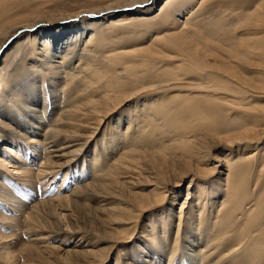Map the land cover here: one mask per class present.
I'll list each match as a JSON object with an SVG mask.
<instances>
[{"label": "bare ground", "instance_id": "bare-ground-1", "mask_svg": "<svg viewBox=\"0 0 264 264\" xmlns=\"http://www.w3.org/2000/svg\"><path fill=\"white\" fill-rule=\"evenodd\" d=\"M149 1L114 0L116 4H107L106 12ZM170 2L167 9L162 8L158 16L161 17H157L156 22L160 26L150 44L133 49L113 46L105 34L108 30L113 37H118L121 30L127 32V26L131 24L129 19L126 20L128 15L110 24L108 21H94L76 26V18L69 15L61 18L62 21L45 23L38 16L18 19L12 12L8 13L10 7L1 9L0 36L4 38L2 42L0 40V47L20 31L40 28L35 35L27 34L29 47L25 48V45L19 52L21 56L31 54L28 58L33 57L32 60L37 62L31 65L27 58L10 61L18 48L11 47L2 63H10L15 71L7 79L0 76V135L7 139L1 130L3 127L14 134L15 139L16 136L23 139L28 151L31 146L39 150L43 147L44 169L39 167L37 175L47 178L49 173L60 167L66 168L84 151L89 139L105 121L103 118L112 117L125 101L134 102L123 122L126 133L121 139L116 136L121 126L118 124L115 131L111 129L107 133L111 139L107 141L104 138L102 141V151L99 149L97 152L98 145L95 146L93 150L97 153L91 161L96 169H93L90 180L72 190L71 194L48 198L27 209L24 201L17 200L16 194L9 191L7 183L0 187V198L11 207L9 212L27 210V216L22 220L16 217L6 219L10 221L9 225L20 229L22 223L25 233L46 232L34 233L35 237L41 236L32 238L24 246L23 251L30 258L44 264H60L56 251L47 244L58 231L54 229L56 223L51 220L54 218L51 208L56 202L69 200L75 208L91 210L93 201H109L112 196L107 192L109 188L115 183L127 185L128 182L117 180L131 178L130 175L141 163L140 156L146 153L163 158L161 160L165 163L167 151L169 156L174 155L184 165V177L190 173L197 175L192 161L202 165L210 157L208 149L222 150L225 146L224 156L216 158L213 164L201 167V173H214L222 169V162L225 161L227 174L223 183L221 177L207 184H195V179L191 180L190 187H195V191L193 194L188 192L175 230L163 226L161 232L154 231L150 235L151 245L155 250L160 249V253L165 251L163 256L167 257L168 263L174 259L181 242L189 241L195 245L200 241L197 250L201 254L199 259L192 261L188 256L196 264H264V109L257 107L253 101L249 103L261 98L264 101V87H257L264 86V0ZM215 7L223 8L226 13L224 20H230L237 29L239 40L230 50L227 49L231 42L227 31L224 30L222 37L216 38L217 30L203 37L200 30L194 29L198 26L196 19L201 15L198 13ZM184 11L190 16L180 20L179 15ZM145 23L148 25L149 22ZM58 24L62 27L52 30ZM146 28L136 32H143L142 36L146 37L151 30ZM195 37L209 38L200 48L194 42ZM40 42L42 48L38 47ZM59 53L58 65L50 63L53 54L57 56ZM168 53H172V57H166ZM247 66L253 67L252 71L248 72ZM46 84L53 103L51 112L55 105L58 111L56 118L42 130L39 126L48 114L47 103L42 96L40 109L38 94L46 93L43 91ZM60 89L62 91H56ZM14 108L24 116L23 122ZM222 113L231 117L225 120ZM232 119L236 123L232 124ZM38 127L43 132L39 133ZM28 128L31 132L26 131ZM86 129H90L89 132ZM59 145L60 148H55ZM50 148L51 152L48 151ZM40 151L38 154H42ZM115 151L119 154L110 159ZM52 152L58 154L52 158ZM18 153L14 151L17 158L21 156ZM231 156L238 159L230 160ZM106 163L108 166H104ZM17 171L26 183H33L28 177L31 171L22 172L21 168ZM152 182L153 190L158 193L157 199L150 202L155 197H139L138 209L141 213L164 202L165 183L156 179ZM159 194L162 197L158 200ZM191 200H195L197 205L191 206ZM111 205H101V213L107 211L109 216H114L120 211L121 206ZM122 211L131 212L128 208ZM2 215L0 210V218H4ZM196 235L199 238H194ZM104 251L105 248L94 249L93 253L96 256L99 254L102 261L106 255L103 256ZM83 254L67 250L63 256L67 264H81ZM188 257L185 258L189 260ZM182 258L181 263H184L186 260Z\"/></svg>", "mask_w": 264, "mask_h": 264}, {"label": "rangeland", "instance_id": "rangeland-1", "mask_svg": "<svg viewBox=\"0 0 264 264\" xmlns=\"http://www.w3.org/2000/svg\"><path fill=\"white\" fill-rule=\"evenodd\" d=\"M170 1L172 0H150L149 2L137 3L131 7H116L111 11L117 9L118 11L106 12L107 6L111 3H114V0H0V11L1 9H7L10 7L7 10L8 13L10 12L9 14H11L12 12L18 19H32L38 16L41 18L39 19L45 23L54 22L57 20L62 21L61 18H66V16L69 15L76 18V26L83 22L88 24L94 21H108V23L110 24L113 20L120 21L119 19H122L128 15L129 17L126 20L129 19V23L131 24L128 25L129 23H125L128 25L127 32H125V30H121L122 32L120 31V33H118V37H113V34L108 30H105V34L106 38L108 39V41L112 42L113 46L133 49L134 47H144L150 44L153 35L157 31V28L160 26V24L156 22L157 19L161 17L158 16L162 8L167 9V6H170ZM246 5L247 3H245V6ZM13 14L11 15L12 17H14ZM188 15L189 14H186V11H184L183 14L181 13V15H179V19L185 20ZM198 15V18L196 19V23L198 24V26L194 29L200 30L199 32H201L202 36L204 35L203 37H207L206 35L209 36L215 30H217V32L214 36L216 38L222 37L223 31H227L228 37L231 40V42L227 46L228 50H230L239 40V35L236 33V27L233 26V23H231L230 20H224V18L226 17V13L224 12L223 8L215 7L212 9H208L207 11L204 10L201 13L199 12ZM142 17L144 19H142ZM17 18L15 19L16 21ZM16 21H12V23ZM146 21L149 22L148 25L145 23ZM0 27H2L1 24ZM60 27H62V24L55 25L52 27V30ZM146 27H149V29H151L149 30L150 33L147 34L146 37L142 36L143 32H136L138 31V29H142V31H145V29H148ZM5 29L6 28H4L3 30ZM39 31L40 28L36 29V31H20L14 38L8 39L6 42L1 44L0 76L2 75L4 79H7L15 71L10 67V63L9 65L2 63L7 57L8 52L12 50L11 47L18 48L14 53L15 56L13 55L11 59H9L10 61L16 58H21L22 60H25L27 58V62L30 61L31 65L34 64V61L37 62L36 59L32 60L33 57L28 58L29 56H31V54H22L21 56V53L19 52H22L21 50L22 48L24 49L25 45V48L29 47L26 38L28 36L27 34L35 35L39 33ZM3 38L4 36L1 37V42L3 41ZM208 38L195 37L194 42L199 45L200 48H202L205 46V42ZM18 42H20V46L18 45ZM41 42L40 45L38 44V47L40 48H42ZM165 56L172 57V53H168ZM60 57V53L57 56L53 54V60L51 59L50 63L55 65L59 62ZM175 62L177 61H174L173 63ZM75 63L76 62L74 61L73 66H75ZM57 65L58 64H56V66ZM164 65L165 67H168L167 64ZM246 68L248 69V72L252 71L251 69H253V67L251 66H247ZM257 87L262 88L264 86L257 85ZM44 88L46 90H44L43 88L42 89L46 93L38 94L40 97L39 107L40 102L42 101L41 97L43 96L47 103L46 114H48L46 116L49 119L46 116L44 117L45 120L42 122V125L40 124L39 126L42 127V130L43 127L49 125L47 123H50L53 118H56V114L58 111V107L55 105L53 108L54 111L51 112V105L53 103L51 102L52 99L49 96L50 90H47V84L44 86ZM39 89L41 90V88ZM56 91L60 92L62 90L60 89ZM191 94L194 95V93ZM262 99L263 98H261L260 101L259 99H254L255 101L251 100L249 103L253 101L252 103L256 104L257 107L264 109V101L262 102ZM131 102H129V104L128 101H125L122 108L116 111L117 113L112 115V117L107 119L106 117L103 118V120L105 121H103L101 127L98 128V131L95 132L93 137L89 139V142L84 147V151L82 150L80 155H77V157L72 160L66 168H64V166L60 167L55 172L49 173L47 178L43 177L42 175H37L39 167H41V169H44V166L42 167V165H44L43 157L45 153L43 147H39L41 150L40 151L35 146H31L32 148L30 147V151H28L26 150L27 143L23 139L17 138L18 136L16 135L15 139L14 134L7 131L8 129H3L2 127L1 130L4 135H6L7 139H4V136L0 135V187L3 186L4 183H7L6 186H8L9 191L13 192L14 195L16 194L15 197L17 198V200H23L27 206V209L34 207L35 205L48 198L55 199L60 195L71 194L72 190H74L75 188H79V186L86 183L88 179L90 180L93 169H96V167L93 168L91 160H93L95 154L99 151V149L101 151L104 149V144L101 145L104 138L107 141L111 139V136L107 133H109L111 129H114L113 131H115V127L118 128V124L121 126L118 129L119 132L116 131L118 133H115L116 136L120 137L121 139L123 134L126 133V128L124 127L123 122L126 121V114L130 112V109H132L131 105H133L134 102ZM41 108L42 104L40 109ZM13 110L17 113V108H14ZM222 114L225 120H228V117H231L226 113ZM17 116H19L22 122L24 121V116L22 117V115H20L19 113H17ZM231 121L232 124L236 123L235 119H232ZM38 128L37 130L40 133L42 130ZM86 130L89 132L90 129ZM26 131L29 132L30 128H28ZM29 135L31 134L29 133ZM96 145H98L97 149L95 148ZM55 148H60V145L56 146ZM222 148L225 149V146H223ZM93 149H96L97 152ZM223 149H218L216 151H211V149H208L207 152L209 153L210 157L208 156L209 159L206 158L204 160L203 164L205 163V165H200V163H197L196 160H193V171L197 175L190 173L185 175V177L182 175V171H184V165L179 163L180 160L174 158V155L169 156L167 151V160L165 163H163L161 160L163 158L160 159L159 157H153L150 153L141 155L140 158H142V160L141 163L137 165L138 168L133 171V174H129L131 178L117 180V182H119L120 180L121 182H128L127 185L115 183L109 188V191L107 192L110 194V196L112 195L109 198V201L102 203L100 201H93L90 204L91 210H87L85 208H75L74 205L69 202V200H66L62 203L56 202L54 208H51V213L54 216V218H52L51 220L56 223L57 226H55L56 228L54 229L58 230V233L56 232L55 235L53 233L54 238L49 239L47 241V244L53 247L56 251L55 254L59 256L61 260L60 264H67L63 256V254L67 250L78 251L82 254L86 252V254H83L81 257V264H91V262L94 264H196L195 262H191L190 260L192 259V261H195L194 259H199L201 254H199L197 250H199L198 247L200 246L198 245L200 244V241L195 245L194 243H191L189 241L185 243L181 242L179 245L180 248L175 254L174 259L171 263H168V260H166L167 257L163 256L165 255V251L160 253V249L155 250V247L151 245V236L152 233H155L154 231H157L158 233L159 231L161 232V230H163V226H170L172 230L176 227L179 221L181 206L186 199L188 192L190 191V193L193 194L195 191V187H190L191 180L195 179L193 180L196 181L195 184H207L209 181L221 177V182L223 183V180L226 178L225 174H227V167H225L227 165L225 161L222 162V169H219L217 172L209 174L204 172L201 173V171L203 170L201 169V167L204 168L205 166L213 164L215 163L216 158L224 156L225 151ZM36 150L40 151L42 154H38V151ZM51 150V148L48 149V151L50 152ZM14 151H17L19 153L21 152V154L18 153V156L21 155L19 157L21 158L20 160L19 158H17V155L14 154ZM55 154L58 153L52 152L51 157L53 158V155ZM118 154L119 153L115 151V153L110 156V159L116 157ZM177 156L180 155L177 154ZM231 158L232 156L230 157V160L238 159L237 156L232 159ZM109 162L110 161H107V163ZM107 163L104 164V166H108ZM18 168H21L22 172L25 170L31 171V173L28 174V177L29 179L33 180H31L33 183H31L30 185L26 183L24 179H22L23 175L17 174ZM3 179H5L4 182ZM155 179L165 183L163 185V189L165 187L166 191L164 202L160 203L158 206L149 207L147 211L141 213V210L138 209V202L140 201L139 197L148 199H152L153 197H155L150 202H153L155 201V199H157L156 195L158 193L156 190H153L155 187L153 186L154 182H152ZM163 189L161 190L162 192ZM161 197L162 195L158 197V200ZM58 203L61 205H59ZM107 203L112 204L111 206H121V213L119 211L114 216H109L107 211L101 213L100 206ZM142 203H144L143 200ZM195 204L197 205L196 201L191 200L190 205L193 206ZM8 206L9 205H7L0 198V210L1 213L4 214L2 215L4 216V218H0V264H39L40 262L36 261L32 257L30 258V256L23 251V248L29 243L32 238H39L41 235H37L38 237H35L34 233L37 232L25 233V227L22 223H20V229H17L16 225H14V227L13 225H9L8 223L10 221H6V219H12V217L24 219L25 216H27V210L25 209V211H22L18 209L15 210V212L12 214L11 212H9V209H11V207ZM127 208L131 210L130 213H124V211H122L123 209ZM186 212L187 211H185V213ZM119 223L124 224L118 225ZM171 224H173V227L171 226ZM40 233L45 234L46 232H38L37 234ZM195 237L199 238L198 235L194 236V238ZM103 248L106 249V251H104L103 253V256L105 254L106 255L101 261V256L99 254L96 256L93 251L94 249L97 251L98 249ZM195 251H197V255ZM182 256L184 257L182 258ZM186 256L191 257V259L189 257V260L186 259ZM192 256L194 258H192ZM181 258L186 261L184 263H181ZM40 264L44 263L41 262Z\"/></svg>", "mask_w": 264, "mask_h": 264}]
</instances>
